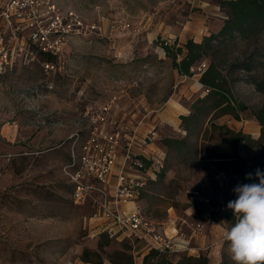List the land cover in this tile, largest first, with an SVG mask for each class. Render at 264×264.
<instances>
[{
	"label": "rangeland",
	"instance_id": "rangeland-1",
	"mask_svg": "<svg viewBox=\"0 0 264 264\" xmlns=\"http://www.w3.org/2000/svg\"><path fill=\"white\" fill-rule=\"evenodd\" d=\"M228 1L237 0H55L62 10L99 25L102 36L71 40L60 71L31 63L0 77V264L118 261L123 246L95 237L102 226V220L95 218L98 209L93 203H73L62 168L71 158L74 121L82 119L87 106L106 104L119 91L127 93L119 105L135 117L131 121L147 117L146 122L159 125L161 138L151 143L154 152L165 154V172L179 173L178 180L162 186V195L139 203L157 224L162 215L158 205L174 206V198L186 194L184 178L194 173L200 141L207 157L230 160L225 168L232 173L264 172V126L257 118L264 108V92L258 90L264 83V31L249 39L236 34L212 42L191 68L192 76L182 75L164 49L165 45L183 48L190 40L202 44L218 35L229 19ZM212 64L228 81L232 100L216 109V98L199 102L209 93L201 79ZM244 66L253 71L243 70ZM171 106L185 112H176L170 124H161L158 115ZM178 113L198 115L199 120L183 121ZM38 116L45 125H37ZM235 121L250 133L237 134L241 137L237 145L226 130ZM86 126L84 121L82 128ZM253 127L256 132L249 129ZM165 139L184 143L164 147ZM221 254L218 264H235L229 242ZM173 257L175 263H195L185 253Z\"/></svg>",
	"mask_w": 264,
	"mask_h": 264
},
{
	"label": "built area",
	"instance_id": "built-area-1",
	"mask_svg": "<svg viewBox=\"0 0 264 264\" xmlns=\"http://www.w3.org/2000/svg\"><path fill=\"white\" fill-rule=\"evenodd\" d=\"M92 35L102 36L99 25L62 10L55 0H0V77L31 63H41L46 71H60L66 64L62 55L69 42ZM126 94L119 91L108 103L83 110L81 120L87 126L78 125L70 137L71 158L62 168L72 188L71 200L78 206L93 203L98 209L95 218L102 220L95 237L107 235L110 240L127 242L134 256L141 244L147 253L189 254L193 236L178 231L166 235L139 204L149 184L158 181L167 160L162 152L146 150L159 142V125L141 137L143 121L118 120L119 101ZM40 118L37 125H45ZM204 229L199 223L193 233Z\"/></svg>",
	"mask_w": 264,
	"mask_h": 264
},
{
	"label": "crops",
	"instance_id": "crops-1",
	"mask_svg": "<svg viewBox=\"0 0 264 264\" xmlns=\"http://www.w3.org/2000/svg\"><path fill=\"white\" fill-rule=\"evenodd\" d=\"M199 85L201 88L202 85ZM199 90L200 89L197 88L194 92H198ZM183 110V107L173 108L171 106L159 114L157 118L161 124H170L176 112H185V110ZM188 115L187 113H178L177 116L179 118L188 117ZM117 118L125 122H130L132 118L135 119L133 116L130 118L123 107L117 113ZM143 118V124L140 126L141 137H144L154 129L153 125L155 124L154 122H149V119L146 122L147 117ZM140 121H142L141 118L135 121V124H138ZM232 124L234 125L228 126L227 128L234 134H250L245 131V127L241 122L235 121ZM78 125L83 126L84 122L81 119L79 122L74 121V127L77 128L79 127ZM74 127L72 123V128ZM249 129L256 132L255 127ZM201 133H203V130ZM202 135L203 134H201V137ZM252 135H256V133ZM166 140L169 139H165V141ZM156 148H158L159 151H164L163 147L161 148L158 145ZM149 151H155V145H152V149H149ZM195 151L196 162L193 164L194 173H190L187 179L184 178V181L187 183L183 186V192L188 195L180 192V195L174 198V206L164 207L158 205V212L162 214L159 216V219L157 218L158 225L160 231L168 236L174 235L176 231L193 236L192 250L188 255L196 258L200 256L207 257L211 264H215L216 262L218 264L220 263L218 259L222 255L221 249L227 242L223 238V233L233 226V214L227 208L228 202L237 198L233 189L237 185L251 184V182L259 183V181H257L258 178L255 176V173H251V179H247L246 176L249 173H232L230 170L226 169L225 166L227 162L230 161L228 159L207 157L204 153L203 141H200L199 144L197 143ZM170 172L171 173H167V170L166 172L163 171V173L159 174L157 182L149 184L141 202L150 200V198L156 196V194L162 195L163 185L168 186V182L174 179L178 180L179 173H174V171ZM159 184L160 188L157 189L156 187L159 186ZM206 199L210 201V204L206 203ZM175 200L178 202L177 206ZM127 206L128 205H126V208H128ZM199 223H203L205 229L203 233L195 234L193 233L194 227ZM147 254L149 253L144 250V246L142 244L139 245L138 253L135 255V264H143L144 257Z\"/></svg>",
	"mask_w": 264,
	"mask_h": 264
},
{
	"label": "trees",
	"instance_id": "trees-1",
	"mask_svg": "<svg viewBox=\"0 0 264 264\" xmlns=\"http://www.w3.org/2000/svg\"><path fill=\"white\" fill-rule=\"evenodd\" d=\"M225 5L229 10V19L225 22L222 31L218 35L205 39L202 44H196L194 41L190 40L183 48L175 49L169 45L164 46L167 56L172 58L173 65L182 75L192 76L191 68L202 60L203 55H205L204 53L211 49L212 42L218 41L219 39L231 38L236 34L240 35L244 39H249L261 34L264 31V0L228 1ZM184 48L186 49V53H184ZM178 56H182L179 62ZM47 60L52 61L53 59L48 58ZM243 70L250 73L253 71V68L244 66ZM201 83L207 88L209 93L204 99L199 101L200 103H207V101L216 98V101L213 104L214 109L231 104L232 100L230 99V90L227 87L228 81L215 64H212L203 73ZM258 90L260 92H264V83L258 84ZM241 106V111H245L246 109L244 108V105ZM192 118H194V122L199 120L198 115L197 117L194 115ZM192 118L181 117V120L188 121L192 120ZM236 118L238 119V117ZM257 118L261 125L264 126V108L257 115ZM227 132L233 134V142L235 145L239 144L241 140L240 135L234 134L229 130ZM183 143L184 142L180 141L166 140L164 145L166 147H170L173 144L182 145ZM143 196L144 194L141 196V200L143 199ZM230 212H232V210H230ZM232 220V224L234 225L236 217L233 215ZM100 239H106L107 242L114 241L110 240L107 235H101ZM118 243L123 246V251L117 255L118 261H111V264H133L134 255L132 253L131 246L127 242ZM173 255L174 254H170L167 251H150L149 254L144 257L143 264H179L175 263ZM188 260L194 261V264H211L209 259L203 256H200L199 258L189 257ZM124 261L126 262L123 263ZM92 264L101 263L92 262Z\"/></svg>",
	"mask_w": 264,
	"mask_h": 264
},
{
	"label": "clouds",
	"instance_id": "clouds-1",
	"mask_svg": "<svg viewBox=\"0 0 264 264\" xmlns=\"http://www.w3.org/2000/svg\"><path fill=\"white\" fill-rule=\"evenodd\" d=\"M255 176L259 183L237 185L233 189L237 198L227 204L236 222L223 238L235 264H264V172L257 169Z\"/></svg>",
	"mask_w": 264,
	"mask_h": 264
}]
</instances>
